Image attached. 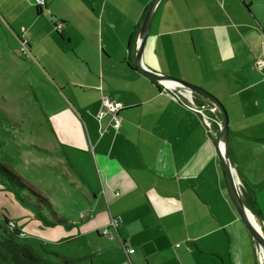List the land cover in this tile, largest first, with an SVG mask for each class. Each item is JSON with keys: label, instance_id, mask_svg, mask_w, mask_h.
I'll use <instances>...</instances> for the list:
<instances>
[{"label": "crops", "instance_id": "crops-1", "mask_svg": "<svg viewBox=\"0 0 264 264\" xmlns=\"http://www.w3.org/2000/svg\"><path fill=\"white\" fill-rule=\"evenodd\" d=\"M151 2L45 0L37 8L34 0H0V41L25 42V62L41 77L36 132L53 136L49 121L64 116L76 123L71 134L53 136L54 146L40 147L52 153L44 160L58 165L63 181L57 204L38 191L52 203L55 224L73 229L59 237L71 245L66 251L47 253L71 264H260L216 154L219 111L207 100L194 102L207 128L176 91L133 66ZM263 41L264 0H161L142 62L222 104L241 200L264 233V81L252 66L260 52L264 61ZM103 99L122 106L117 130L110 114L98 118Z\"/></svg>", "mask_w": 264, "mask_h": 264}, {"label": "rangeland", "instance_id": "rangeland-1", "mask_svg": "<svg viewBox=\"0 0 264 264\" xmlns=\"http://www.w3.org/2000/svg\"><path fill=\"white\" fill-rule=\"evenodd\" d=\"M0 43L3 46H0V162L16 173L22 179V183L53 194V201L57 204L59 201L54 198V194L59 183L63 181L58 176L63 171L59 169L58 165L52 166L47 160H44L52 153L46 154L45 150L41 152L40 147L48 143L51 148L55 145L53 136L59 131L71 134L76 123L71 117L64 116L62 120L58 121L59 124H56L54 120L49 121L56 128L53 136L50 134V129H45L42 134L36 132L42 118L40 111L43 102L40 91L43 86L41 77L25 62L26 56L21 53L18 41L14 43L9 38L6 41H0ZM11 51H14L12 53L14 63L7 56L11 54L9 53ZM260 54L261 52L256 56L252 66H256L257 61L262 58ZM255 70L259 74V79L264 81V68L262 70L261 67L255 68ZM199 100L205 101L196 95L194 102L198 106H200ZM216 111L218 110L216 109ZM219 120L222 121L220 113ZM42 123H45L44 120ZM64 188L68 190V193L69 191L73 192V185ZM53 209L52 207V212L55 213ZM38 212L52 225L46 223L38 215ZM56 217L58 216L56 215ZM4 218H7L16 227L19 232L17 236L11 233L12 229L7 227ZM72 231L73 229L67 226L55 224L54 218L44 208L43 202L21 190L16 183L12 186L0 180V242L4 236L11 234L10 236L17 244L31 247L38 256L48 263L71 264L58 261L47 251L58 252L57 249L66 251L71 245L62 244L63 240L59 237L71 234ZM0 264H12L8 253L1 248Z\"/></svg>", "mask_w": 264, "mask_h": 264}, {"label": "water", "instance_id": "water-1", "mask_svg": "<svg viewBox=\"0 0 264 264\" xmlns=\"http://www.w3.org/2000/svg\"><path fill=\"white\" fill-rule=\"evenodd\" d=\"M160 1L161 0H152L143 17L137 39V48L133 58V66L139 72L143 73L144 75H146L147 77L151 78L153 81L157 82L158 84H161L164 87L166 86L165 84L166 82H172L177 85L176 87L177 89H181L190 95H198L204 98L205 100L209 101L219 111L222 117V121L218 127V132L214 139L216 154L219 161L221 162L224 171V177L226 180V185L232 203L246 230L248 231L254 242H256L257 246L260 249V252H262L263 258L260 264H264V233L260 230V228L257 227V223L255 221L253 214L245 207V205L241 200V195L238 189L237 178L229 162V157L227 152L228 117L224 107L214 96L210 95L202 88L188 84L179 79L171 78L169 76L159 74L156 72H151L143 65L142 62L143 48L145 46L146 38L150 30V23L153 18L154 10ZM175 99L178 100L177 98ZM212 132H213V128H212ZM221 147L224 148L223 153H221L220 151Z\"/></svg>", "mask_w": 264, "mask_h": 264}, {"label": "trees", "instance_id": "trees-1", "mask_svg": "<svg viewBox=\"0 0 264 264\" xmlns=\"http://www.w3.org/2000/svg\"><path fill=\"white\" fill-rule=\"evenodd\" d=\"M54 31L60 34V31L59 32H57L56 30ZM0 180L3 183H7L8 185H12V186L14 185V183H16V185H18V187L21 190L28 192L33 198L35 197L41 202H43L44 208H46L47 211L50 212L51 216L54 218L55 223L60 222V220L52 212V208L49 202L47 201V199L43 197V195H41V193L30 184L22 183L21 182L22 179L1 162H0ZM38 213H39L38 215L43 220H45L46 223H48L47 222L48 219H46L40 212ZM4 222L7 225V227L10 228L11 222L7 218H4ZM11 231L13 235L17 236L19 234V232L16 231L15 228H12ZM10 235L11 234H9L8 236H4V239L0 242V248L8 253L12 264H49L47 261H45L40 256H38L31 247H26L17 244Z\"/></svg>", "mask_w": 264, "mask_h": 264}, {"label": "built area", "instance_id": "built-area-1", "mask_svg": "<svg viewBox=\"0 0 264 264\" xmlns=\"http://www.w3.org/2000/svg\"><path fill=\"white\" fill-rule=\"evenodd\" d=\"M34 2H35V6L37 8H43L45 6V0H34ZM55 30L60 31V26L58 25L55 28ZM263 46H264V41H263ZM20 51L23 54L28 53V49L26 47V44L23 41H20ZM263 64H264V61H258L256 65H257V67H261V66H263ZM166 90L168 92H172L173 90L176 91L177 92L176 96L178 98L184 99L187 102L186 104L189 108L193 109L196 112H199L200 115L204 118V123L207 126V128H211L210 121L208 120L207 116L204 114L203 109H201V110L197 109L196 105L194 104L193 95H190V94L187 95V94H185L186 93L185 91H183L181 89H177V88L172 89V90L166 88ZM182 92H184V93H182ZM121 110H122V106L119 103H115L110 99H103V110L98 113V118L99 119L103 118L106 113L110 114L113 118V124L111 127H113V129L117 130L120 127V120L118 118V114ZM211 111L215 112L216 108L213 107ZM109 133H110V131H109V128L107 127V128H104L103 130L100 131V136L102 137V136L107 135ZM238 189H239V187H238ZM110 225L114 230L117 229V227L119 225V218L112 219ZM10 228L11 229L14 228L12 223H10ZM107 233H108L107 230L103 231L104 235H106ZM128 252L133 253V250H129Z\"/></svg>", "mask_w": 264, "mask_h": 264}, {"label": "bare ground", "instance_id": "bare-ground-1", "mask_svg": "<svg viewBox=\"0 0 264 264\" xmlns=\"http://www.w3.org/2000/svg\"><path fill=\"white\" fill-rule=\"evenodd\" d=\"M166 84V88H168V89H170V88H172V89H175L176 87H177V85L175 84V83H172V82H166L165 83ZM171 90V89H170ZM182 93H184V92H182ZM188 94V93H187ZM189 95V94H188ZM195 104V103H194ZM223 150H224V148L223 147H221V149H220V151H221V153H223ZM257 227L259 228V226L257 225ZM260 255H261V259L260 260H262V258H263V254H262V252H260Z\"/></svg>", "mask_w": 264, "mask_h": 264}, {"label": "clouds", "instance_id": "clouds-1", "mask_svg": "<svg viewBox=\"0 0 264 264\" xmlns=\"http://www.w3.org/2000/svg\"><path fill=\"white\" fill-rule=\"evenodd\" d=\"M9 229H11V228H9Z\"/></svg>", "mask_w": 264, "mask_h": 264}]
</instances>
